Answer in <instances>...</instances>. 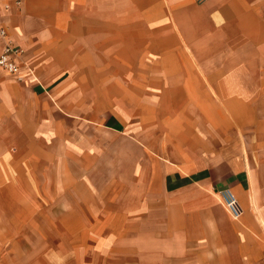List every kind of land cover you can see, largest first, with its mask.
Listing matches in <instances>:
<instances>
[{"label": "crops", "instance_id": "1", "mask_svg": "<svg viewBox=\"0 0 264 264\" xmlns=\"http://www.w3.org/2000/svg\"><path fill=\"white\" fill-rule=\"evenodd\" d=\"M12 2L0 0V49H23L24 76L0 67V209L29 220L0 224V264H59L63 241L43 233L85 230L39 228L45 195L21 189L41 184L36 167L81 166L78 146L50 145L87 121L141 153L125 214L145 222L120 230L145 264H264V0Z\"/></svg>", "mask_w": 264, "mask_h": 264}, {"label": "rangeland", "instance_id": "2", "mask_svg": "<svg viewBox=\"0 0 264 264\" xmlns=\"http://www.w3.org/2000/svg\"><path fill=\"white\" fill-rule=\"evenodd\" d=\"M80 132V135L66 136L61 143L54 140L50 146L57 148L62 145L64 150L78 146V156L73 159H77L81 166L65 167L61 161L59 166L49 169L36 167L35 176L41 181L38 188L28 183L22 185L23 193L38 189L45 195L39 200L42 214L37 218L38 227L70 225L85 228L74 232L43 233L47 239L63 241L60 248L63 260L59 264H67L66 256H69V264H77L78 259L80 262L83 259L85 264H145L142 248L127 241L126 232L120 230L126 224L145 222L140 216L125 214L133 199L142 194L141 184L136 183L135 173L129 167L141 153L126 137L104 126L87 121L81 125ZM21 175L28 179L31 169L22 168ZM6 203V208L0 209L1 225L11 224L14 211L21 214L22 225L25 220L28 223V208L15 206L13 202ZM110 225L118 229L111 231ZM30 238L37 239L33 235Z\"/></svg>", "mask_w": 264, "mask_h": 264}, {"label": "built area", "instance_id": "3", "mask_svg": "<svg viewBox=\"0 0 264 264\" xmlns=\"http://www.w3.org/2000/svg\"><path fill=\"white\" fill-rule=\"evenodd\" d=\"M23 0H13L12 4L18 6ZM10 3L5 2L8 7ZM5 27H0V36H5ZM22 51L23 49L7 39L0 49V67L6 72L13 74L16 78L22 79ZM214 195L223 208L233 217L237 218L241 214V206L236 196L229 189H216Z\"/></svg>", "mask_w": 264, "mask_h": 264}]
</instances>
